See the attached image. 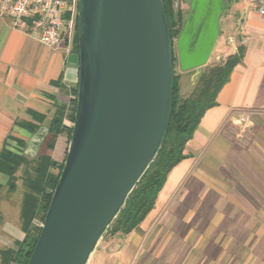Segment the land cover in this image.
Masks as SVG:
<instances>
[{
	"label": "crops",
	"instance_id": "0c3cea01",
	"mask_svg": "<svg viewBox=\"0 0 264 264\" xmlns=\"http://www.w3.org/2000/svg\"><path fill=\"white\" fill-rule=\"evenodd\" d=\"M224 27L218 56L241 46V60L154 208L139 229L119 235L113 264H264V16L251 0L232 2ZM79 68L75 42L52 49L0 16V160L17 166L10 174L0 165V264L4 245L16 252L41 219L40 167L65 161L67 129L53 147L44 138L39 154L26 151L57 121L73 126ZM242 112L250 114L248 126L232 122Z\"/></svg>",
	"mask_w": 264,
	"mask_h": 264
},
{
	"label": "water",
	"instance_id": "95a60500",
	"mask_svg": "<svg viewBox=\"0 0 264 264\" xmlns=\"http://www.w3.org/2000/svg\"><path fill=\"white\" fill-rule=\"evenodd\" d=\"M227 0H190L170 36L163 0H80L75 120L58 184L27 264H87L157 156L181 71L205 66ZM45 134L36 133V155Z\"/></svg>",
	"mask_w": 264,
	"mask_h": 264
},
{
	"label": "trees",
	"instance_id": "16d2710c",
	"mask_svg": "<svg viewBox=\"0 0 264 264\" xmlns=\"http://www.w3.org/2000/svg\"><path fill=\"white\" fill-rule=\"evenodd\" d=\"M166 19L169 24L170 36L175 40L180 33L185 18V9L175 10L172 0H163ZM80 7V4H79ZM75 45L79 51V18H76ZM243 48L240 46L238 52L227 56L226 60L217 62L205 69L195 85L192 93L184 97L181 93V75L175 71L178 60L175 54L172 102L168 126L163 144L150 164L149 168L129 194L125 205L117 217L109 226L105 235L117 236L127 235L140 228V224L154 208L158 194L163 188L170 171L186 157L185 148L188 141L193 137L205 112L217 104V97L222 87L229 80L232 71L241 60ZM76 97L73 102L72 119L75 120L78 87L75 89ZM67 129L71 138L72 127L61 126L59 121L52 128V132L45 138H50L49 147H53L56 136L62 130ZM7 160H0V165L13 174L17 166H11ZM64 163L50 160L48 165L39 169V183L42 190L41 219L44 221L46 212L52 200L53 192L58 184ZM51 167H57L58 171H51ZM41 232V227L33 226L19 245L13 257H9L6 264H27L34 250Z\"/></svg>",
	"mask_w": 264,
	"mask_h": 264
},
{
	"label": "built area",
	"instance_id": "2783aa9c",
	"mask_svg": "<svg viewBox=\"0 0 264 264\" xmlns=\"http://www.w3.org/2000/svg\"><path fill=\"white\" fill-rule=\"evenodd\" d=\"M174 9L185 8L184 0H172ZM253 8L264 16V0H251ZM80 0H0V16L17 30L40 40L52 49L74 44ZM233 42V39H230ZM227 56L218 57L224 61ZM237 126H248L251 117L242 112L232 117ZM74 123V122H73ZM41 227L43 222L40 223Z\"/></svg>",
	"mask_w": 264,
	"mask_h": 264
},
{
	"label": "rangeland",
	"instance_id": "374dc122",
	"mask_svg": "<svg viewBox=\"0 0 264 264\" xmlns=\"http://www.w3.org/2000/svg\"><path fill=\"white\" fill-rule=\"evenodd\" d=\"M185 1V16L187 15L188 13V10H189V2L190 0H184ZM250 0H227V7L221 17V20H220V35H219V39H218V42L216 44V47L213 51V54L209 60V62L203 66V67H200V68H196V69H190L188 71H181L180 67H179V62L177 60V63H176V66H175V71L177 74H180L181 75V79H180V84H181V93L184 97L190 95L192 93V91L194 90L195 88V85L199 79V76L201 75V73L207 69L209 66L217 63V62H220V60H218V54H219V44L224 36V33H225V27H224V23H225V17L226 15L228 14L229 12V8H230V5L233 3H236V2H239V4L241 3H246V2H249ZM177 55V51L175 53ZM43 145L41 144L40 145V148L37 149V154H39L41 152V147ZM34 155V156H36ZM55 172L58 171V169H54ZM40 218H41V215H40ZM43 222L42 219H39L37 222H36V225L37 227H41L40 223ZM27 235V233H26ZM26 237V236H25ZM117 239V240H116ZM116 241L120 242V236L117 235V236H110V235H103V237L100 239L97 247L95 248V250L93 251V253L91 254L87 264H113L115 261L114 259L112 258V255L114 254V251L115 249L118 247L117 244H116ZM5 248L3 249V258H2V264H6V260L9 258V257H13L14 256V250L12 249L13 245H11V249H7L6 248V245H4ZM10 264H15L14 262H10Z\"/></svg>",
	"mask_w": 264,
	"mask_h": 264
}]
</instances>
